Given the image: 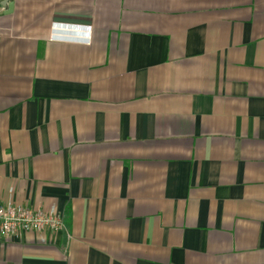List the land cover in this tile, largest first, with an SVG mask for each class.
<instances>
[{"label":"crops","instance_id":"obj_1","mask_svg":"<svg viewBox=\"0 0 264 264\" xmlns=\"http://www.w3.org/2000/svg\"><path fill=\"white\" fill-rule=\"evenodd\" d=\"M8 201L0 264H264V0H0Z\"/></svg>","mask_w":264,"mask_h":264},{"label":"built area","instance_id":"obj_2","mask_svg":"<svg viewBox=\"0 0 264 264\" xmlns=\"http://www.w3.org/2000/svg\"><path fill=\"white\" fill-rule=\"evenodd\" d=\"M64 229L63 215L55 208L30 209L12 201L0 204V237L11 239L20 233H57Z\"/></svg>","mask_w":264,"mask_h":264},{"label":"water","instance_id":"obj_3","mask_svg":"<svg viewBox=\"0 0 264 264\" xmlns=\"http://www.w3.org/2000/svg\"><path fill=\"white\" fill-rule=\"evenodd\" d=\"M8 9L11 10V3H9V5H8Z\"/></svg>","mask_w":264,"mask_h":264}]
</instances>
